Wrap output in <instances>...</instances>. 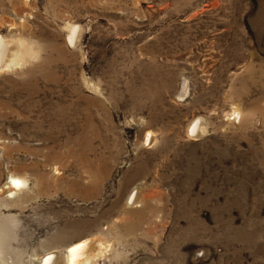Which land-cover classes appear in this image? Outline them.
Wrapping results in <instances>:
<instances>
[{"label":"rangeland","instance_id":"rangeland-1","mask_svg":"<svg viewBox=\"0 0 264 264\" xmlns=\"http://www.w3.org/2000/svg\"><path fill=\"white\" fill-rule=\"evenodd\" d=\"M0 36V264H264V0H0Z\"/></svg>","mask_w":264,"mask_h":264},{"label":"bare ground","instance_id":"bare-ground-1","mask_svg":"<svg viewBox=\"0 0 264 264\" xmlns=\"http://www.w3.org/2000/svg\"><path fill=\"white\" fill-rule=\"evenodd\" d=\"M75 29L76 28L73 27L72 28V33L69 34V36H68V39H70L71 42L74 39ZM20 43H18V44H20ZM17 46H19V45H17ZM21 47H23V46H21ZM7 50L9 51L8 46H7L6 42L3 40V37L0 36V64L4 63L3 57L6 54V52H7V54L5 56H7L8 53H10ZM11 55L12 54L10 53V57H12V59L9 61V64L6 65L7 68H8L9 65H13V64L16 65L15 63H17L20 59L23 58V50L22 49H17L16 52H14V55L13 56H11ZM7 59H8V56H7ZM7 59H6L5 62H8ZM185 90H186V87H185ZM238 111H239V109H238ZM238 111H237V109H233L231 111V114H233L235 117H239ZM196 120H198V119H196ZM199 124H200L199 121L190 123L188 128H187V131L188 130L190 131V132H188V134L192 133V134L195 135L198 132V130L202 128V127H200ZM146 135L149 137V139L153 138V137H151L150 131L147 132ZM8 178H9V182H8L9 186L12 188V192L11 193H13V191L22 190V187H24V184L26 183L25 182L26 180L20 178V176L19 177L17 175L14 176V174L13 175L12 174L9 175ZM11 195H13V194H11ZM129 197H130V195H129ZM130 199H131L132 203L135 201L136 192L134 194H131V198ZM90 241H92V240H90ZM104 243L106 244L105 241L100 239V240L97 241V246L94 247V248H91L89 246V240L87 241V239H83V240H78V241L72 242L67 247V252L65 254V259H64L65 260V264H87V262H89L92 258L101 255L103 252H105L107 250L108 244L105 245ZM56 263H57L56 257L52 253H47V254L43 255L39 259V261L37 262V264H56ZM57 264H59V263H57Z\"/></svg>","mask_w":264,"mask_h":264}]
</instances>
